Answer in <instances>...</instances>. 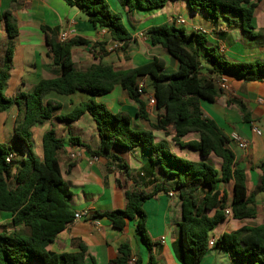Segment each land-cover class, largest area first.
Segmentation results:
<instances>
[{"label": "trees", "instance_id": "16d2710c", "mask_svg": "<svg viewBox=\"0 0 264 264\" xmlns=\"http://www.w3.org/2000/svg\"><path fill=\"white\" fill-rule=\"evenodd\" d=\"M62 1L81 10L95 29L105 30L112 41L124 43L121 50L125 48L130 33L121 16L113 13L105 0ZM169 1L174 0H127L126 5L129 9L147 11L160 8ZM185 1L192 14L213 19L225 15L238 17L243 32L253 30L256 6L250 0ZM25 2L10 0L9 8L0 11L4 31V35H0V114L14 105L23 110L21 121L13 128V137L22 147L20 157L5 144H0V214L11 216L9 226L0 228V264H84L88 256L83 245L76 253H56L49 249L59 234L73 223L75 214L72 192L63 180L57 159V152L64 148V141L56 137L53 128L48 130L41 141L42 160H38L33 153L30 133L33 126L52 119L60 109L59 103L44 100L47 94L54 92L69 96L76 91L86 92L90 98L77 105L70 114L56 118L77 121L85 112L89 113L99 138L98 146L89 149L92 156L104 159L107 170L120 172L138 186L122 155L141 147L147 153L149 163L160 169L164 179L172 181L168 185H154L149 191L139 190L133 185L125 191L124 209L95 212L91 219L106 218L112 228L119 231L128 221H135V233L150 247L143 205L160 192H174L180 202L178 230L182 264H197L211 247L224 248L232 258H245L250 264H264V226L242 227L223 234L213 246H209L211 231L225 220L226 199L216 190L217 184L233 181L232 218H251L255 212L249 205L254 204L257 195L264 193V163L258 167L255 190L247 195L244 171L236 166L229 136L220 131L212 120L203 117L199 104L200 100L217 101L222 92L217 82L224 78L264 83V61L231 62L225 60L216 47H211L205 51L208 66L203 69L199 50L206 45L205 37L193 32L187 35L172 21L149 28L146 37L151 46H161L177 61L175 72L164 73V62L157 57L144 65L125 70H115L99 62L85 72H79L73 65L71 48L88 45L89 41L73 37L62 43L57 38L58 30L41 26L59 75L42 79L30 93L18 91L15 98H10L3 91L12 69L14 44L18 36L14 12ZM91 47L103 54L108 52L100 43H93ZM141 77L151 80L152 96L158 111L154 128L165 136H171L176 143L188 134H198L197 141L180 146L198 151L202 158L210 154L220 158L219 173L204 161H190L176 156L164 143L155 142L150 132L133 130L127 113H111L103 103L96 101L97 97L106 96L119 86L136 104V117L146 120V99L137 88V80ZM239 106L243 120L248 122L250 114L246 106L242 103ZM69 143L72 147L82 146L74 138H70ZM8 155H12L9 163L6 162ZM14 168L16 172L12 174ZM58 247L63 249L62 244L58 243ZM131 255L130 247L121 244L112 264H127ZM137 264H140L138 258ZM147 264H154L152 256Z\"/></svg>", "mask_w": 264, "mask_h": 264}, {"label": "crops", "instance_id": "0c3cea01", "mask_svg": "<svg viewBox=\"0 0 264 264\" xmlns=\"http://www.w3.org/2000/svg\"><path fill=\"white\" fill-rule=\"evenodd\" d=\"M113 13L119 14L126 29L130 33V40L123 50L108 51L103 54L98 49H92V44H101L108 50L112 44L105 30L95 29L88 22L85 14L74 6H68L62 0H26L23 6L14 12L17 20L18 36L15 40L12 69L6 83V95L15 98L17 92L30 93L42 79L55 78L59 75V68L54 66L49 48L45 43L41 26H47L59 31L72 29L73 37L89 41L88 45L73 46L71 57L74 68L85 72L101 62L110 65L115 70H125L138 67L150 62L154 57L164 62V73L177 70V61L161 46H151L146 37V31L154 26L169 24L172 20L182 18L185 25H175L190 33L205 37L206 45L199 50L201 67L206 63L205 51L216 47L221 56L231 62L264 61V0H250L256 8L253 15V30L243 32L240 19L225 15L218 19L192 14L185 0L167 2L164 6L153 10L129 9L127 0H105ZM10 0H0V11L9 8ZM0 35H4L3 25L0 23ZM99 58L101 60H99ZM204 74V70L202 71ZM225 89L216 102L210 103L200 100V110L203 117L212 120L217 128L230 135L237 133L248 143L247 152L231 145L235 155L236 166L244 171L246 194L250 195L256 188L259 173L258 167L264 163V83L243 82L231 78H224ZM148 95H153L149 77H141ZM90 95L76 91L69 96L51 92L45 101L60 104V109L50 120L30 129L33 153L38 160H42L41 141L44 133L53 128L55 135L63 139L64 148L57 152V159L64 182L72 192V207L76 213L95 212L124 209L126 205L125 191L135 185L139 190L149 191L154 185H168L172 181L164 179L157 166L151 165L147 153L141 148L122 155L138 182L135 184L126 176L114 170H107L106 161L102 158L92 165L88 160L92 156L89 152L99 144L95 123L89 113L85 112L77 121L59 120L57 116H66L73 109L88 101ZM97 102L103 103L111 113L124 112L131 117V128L135 131L150 132L155 142L164 143L176 156L190 161H204L218 173L221 169L220 158L210 154L204 158L198 151L191 150L180 144L197 141L198 134L191 133L179 139L176 143L171 136H165L154 128L157 119L155 106L147 104V119L136 117L137 106L119 86L106 96L97 97ZM246 106L250 114L249 121H244L240 113L239 104ZM22 108L16 105L0 114V125L5 129L6 122L11 121V132L16 123L22 119ZM3 115V117H1ZM3 119V120H2ZM5 120V122H3ZM259 129L255 134L253 128ZM0 131H3L0 130ZM78 139L82 146L72 147L69 139ZM87 147V148H86ZM79 152V159H72L71 154ZM20 157V156H19ZM20 159V158H19ZM72 166L68 169L69 164ZM16 168L12 174H15ZM216 190L226 199V208L230 210L233 196V181L224 184L219 182ZM169 196L163 192L146 201L143 211L146 215L145 230L151 243L147 247L141 237L135 233V221H128L122 231L112 228L106 218L80 219L70 224L50 246L52 252L76 253L79 246L87 249L88 256L84 264H112L117 256V248L121 244L130 247L131 254L139 259L140 264H147L152 256L154 264H182L180 255L178 224L181 220L180 202L174 192ZM202 193L198 195L200 198ZM255 214L251 218L235 220L225 218L210 233V240L216 241L223 234L234 232L242 227L264 226V193L255 197L254 204L249 205ZM212 212L209 214L211 215ZM11 216L0 214V228L6 229ZM58 243L63 245L60 250ZM37 264V263H33ZM197 264H250L245 258H232L224 248H212Z\"/></svg>", "mask_w": 264, "mask_h": 264}, {"label": "built area", "instance_id": "2783aa9c", "mask_svg": "<svg viewBox=\"0 0 264 264\" xmlns=\"http://www.w3.org/2000/svg\"><path fill=\"white\" fill-rule=\"evenodd\" d=\"M172 21L175 23V25H180V26L185 25V21L182 18H177V19L172 20ZM73 34H74V31L72 29H65V30L59 31L57 33V38L60 42L64 43V42L68 41L70 38H72ZM123 44L124 43H117V42L112 41V44H111L110 48L108 49V51L119 50V49H121ZM217 86L220 89H225L226 88L225 80L221 79L219 82H217ZM137 88H138V92L144 95V97L146 99V103L150 106H155V100H154L153 96L148 95L147 93H144L146 86H145L143 81H137ZM253 132L255 134H258V135L260 134L259 129H257L256 127L253 128ZM229 140H230V146L234 145L237 149L244 151V152H247L248 143L243 138H241L237 133H234V132L231 133L229 135ZM80 157H81V153H79V152L71 154L72 159H79ZM11 159H12V155H8L6 158V162L9 163ZM98 160H99L98 157L91 156L90 159L88 160V165H92L93 163L97 162ZM168 195L173 196V193L169 192ZM224 215H225V218H228V219L232 217L231 212L228 209L224 210ZM84 218L90 219L91 214L88 211H81L78 213L76 212L74 214L73 222L78 221L80 219H84ZM214 242H215L214 240H210L209 246H213ZM127 264H137V258L135 256L131 255L128 258Z\"/></svg>", "mask_w": 264, "mask_h": 264}, {"label": "rangeland", "instance_id": "374dc122", "mask_svg": "<svg viewBox=\"0 0 264 264\" xmlns=\"http://www.w3.org/2000/svg\"><path fill=\"white\" fill-rule=\"evenodd\" d=\"M4 93H6V89L3 91V94ZM1 117H3V115H1ZM3 122H5V120ZM5 126L6 127L4 129L0 125V130L3 129V131H0V144H5L19 157L22 154V147L19 142L13 137V133L11 132V121L8 120Z\"/></svg>", "mask_w": 264, "mask_h": 264}]
</instances>
